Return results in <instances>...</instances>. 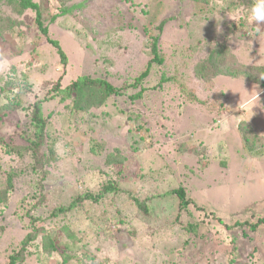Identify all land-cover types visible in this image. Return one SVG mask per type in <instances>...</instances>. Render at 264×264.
<instances>
[{
  "label": "rangeland",
  "instance_id": "1",
  "mask_svg": "<svg viewBox=\"0 0 264 264\" xmlns=\"http://www.w3.org/2000/svg\"><path fill=\"white\" fill-rule=\"evenodd\" d=\"M34 1L49 37L69 58V75L108 78L123 95L80 117L64 115L58 99L42 105L45 117L51 113L43 149L53 147L54 160L39 171L46 174L41 207L36 174H29L37 178L31 184L20 176L31 171L29 154H0V193L10 168L21 185L15 181L0 202V264H8L28 234L34 239L17 264H264V225L233 226L264 218V25L252 43L255 25L245 19L254 0ZM33 19L27 12L18 18L21 30L0 38V136L20 147L32 129L31 106L65 77ZM157 36L164 63L144 82L142 101L132 103L136 91L129 84L144 70ZM214 48L223 54L212 73L222 74L204 79L196 71ZM161 78L166 82L158 88ZM256 86L262 94L250 114ZM241 114L251 118L237 127ZM107 156L115 158L107 162ZM113 180L118 194L53 215ZM179 188L193 202L184 210L171 194ZM129 194L148 199L147 216ZM189 224L191 234L184 231Z\"/></svg>",
  "mask_w": 264,
  "mask_h": 264
},
{
  "label": "trees",
  "instance_id": "2",
  "mask_svg": "<svg viewBox=\"0 0 264 264\" xmlns=\"http://www.w3.org/2000/svg\"><path fill=\"white\" fill-rule=\"evenodd\" d=\"M64 1V0H60ZM71 1V0H66ZM193 2H201L202 0H189ZM76 5H73L71 8L60 9L57 15H54L51 18L50 23L54 22V20L60 15L65 16L67 13H71ZM81 7V6H80ZM27 12H31L34 14V24L37 27V31L39 34V38L43 43L49 44L55 51L56 55L60 60V64L63 67L64 72L60 76L54 84H51V89L48 92V96L37 100L31 106V109L27 113L30 119L31 131H28L29 139L23 147L18 146L15 143L12 137L3 138L0 136V154L3 156H11L17 155V157L21 158L23 153H28L30 156V169L31 171L20 172L21 177L25 180V182L31 184L34 182L33 179L38 178V185L36 187V195L35 199L37 200L36 208L41 207L45 204L46 196L44 194L45 183L44 180L46 178V174L42 173L40 175L43 164L46 165L45 161L47 159L54 160V149L50 145L47 148V153H44L43 147L46 143V132L45 128H47L48 121L50 120L51 113L48 116H44L42 105L54 99H58L59 103L63 104L64 115L69 114L71 117H80L84 116L90 110L94 108H99L101 105L105 103V101L113 96L123 95L122 88H116L108 78L97 77L93 74L81 73L80 75H75L71 77L69 75V71H67L68 65L70 66L69 58L66 53L62 50L59 43L49 37V25L45 24L43 19V13L40 10L39 5L34 0H0V38L5 37L6 35H11L12 33L18 32L23 28V24L18 21L19 17L25 16ZM166 23V20H163L159 25V30L162 29L163 25ZM159 37L153 38L150 47L151 58L145 65L144 70L138 75L135 76L129 86L134 89L136 92L129 96V99L132 103L136 101H142L143 95L147 92L148 88L144 86V82L149 77L154 66L163 65V57L160 54V46L158 44ZM222 49L214 48L212 49L208 56L205 58V62L203 65L199 66L197 69V73L202 77H215L218 72L219 67L216 65L218 61L221 59ZM215 66V68H214ZM214 69V70H213ZM70 70V68H69ZM91 72L92 69H91ZM211 73V75H209ZM222 74L218 73L217 75ZM197 75V74H196ZM216 75V76H217ZM228 76H232V74H228ZM69 79H68V78ZM67 78V80H65ZM211 79V78H210ZM166 80L164 78L160 79V82L156 85L158 88L162 86ZM168 82V81H167ZM256 83L254 81H251ZM155 86V87H156ZM155 87L151 88L152 90ZM178 88L180 91H183V85H179ZM155 91V90H154ZM194 97L191 96L188 98V101H193ZM196 102V100H194ZM2 108L0 109L1 112ZM23 148V149H21ZM249 150L251 148L248 146ZM117 156H118V152ZM263 152H258L257 155H262ZM107 162H110L114 156H107ZM34 172L37 178L30 177V173ZM38 173V174H37ZM19 172L16 169H9L7 176V187H5V192L0 193V202H6L8 200L9 194L12 193L14 188L19 184L17 178L20 177ZM17 181V185L15 183ZM116 184H112L109 182L103 183L101 186L99 193L97 194L85 191L80 193L77 197H74L69 205L57 207L53 210V215L65 214L66 212H70L80 204L85 202L91 203H100L102 199L106 198L108 195L118 194L120 192V188L116 182ZM112 182V181H110ZM20 185V184H19ZM21 186V185H20ZM10 192V193H9ZM40 192V193H39ZM171 194H174L179 200V210L186 209L193 202L189 200L186 196L185 191L182 188L177 190H173ZM168 195V194H165ZM131 200L134 202L137 210L144 215H148L150 212L148 199L140 200L129 194ZM162 197V195H161ZM260 225H264V218H258L254 224H250L249 221L246 222H238L236 221L233 226L234 227H248L252 231L256 230V227ZM193 225H188L184 228V231L191 234L193 232ZM3 229L0 228V232ZM1 234V233H0ZM34 236L28 234L25 238V241L21 242V249L14 255H10L8 258V264H17L22 259L21 255L26 250L24 247L33 241ZM53 249L55 251H60L57 244H53ZM63 253V252H62ZM66 263L70 261L65 258Z\"/></svg>",
  "mask_w": 264,
  "mask_h": 264
},
{
  "label": "clouds",
  "instance_id": "3",
  "mask_svg": "<svg viewBox=\"0 0 264 264\" xmlns=\"http://www.w3.org/2000/svg\"><path fill=\"white\" fill-rule=\"evenodd\" d=\"M245 19L249 22L255 25L254 31H249L248 36L252 39L250 40L252 43L256 41L260 35L261 29L260 25H264V0H254V3L250 6L247 15ZM261 79H264V76L261 77ZM262 94V91L259 90L258 86H256L255 95L251 97V99L248 101V105L250 107L248 108L249 113H254L253 108L255 107V102L259 101L260 103V95ZM251 118V115H249V118L247 121H245V117L243 114L239 115L235 121L237 127L241 124H245L249 121Z\"/></svg>",
  "mask_w": 264,
  "mask_h": 264
}]
</instances>
